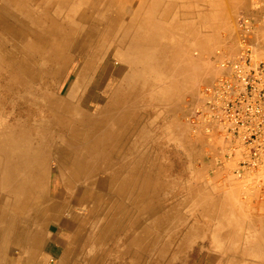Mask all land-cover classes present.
I'll return each mask as SVG.
<instances>
[{
	"label": "rangeland",
	"instance_id": "1",
	"mask_svg": "<svg viewBox=\"0 0 264 264\" xmlns=\"http://www.w3.org/2000/svg\"><path fill=\"white\" fill-rule=\"evenodd\" d=\"M5 1L7 0L0 1V14L4 13L7 24L15 23V31L18 32H25L20 28L24 18L21 11L30 9L26 38L18 33L15 35V31L0 37V50L4 54L16 56L20 63L27 64L26 75L29 77L26 86L20 82L13 85L9 84L6 72L0 71V127L8 128L18 120H27L29 128L42 123L46 125H40L45 129L46 144L49 143L48 140L53 141L58 145L57 152L74 154L76 150H69L72 148L66 146H81L83 143L70 142L67 123L78 124L79 118L90 123L92 120L100 121L103 116V119H107L108 128L115 130L113 133L118 140L109 153L110 157L107 156L108 161L107 158H99L96 167H89V172L81 175H74L73 171L62 166L66 160L72 161L73 155L59 158L61 170L55 167L56 159L54 161L51 158L52 154L48 156L43 184L45 191L52 196L49 208L44 203L43 209L49 210L41 214L43 223L51 212L57 213L55 215L65 221L64 226L60 228L57 224L61 221L50 216L52 221L49 222V230L67 237L68 241L69 236H75L69 245V255L60 264H212L211 240L213 235L220 233L222 224L212 220L216 205V211L219 210V200H213L214 192L223 187L226 198H232L233 193H236L242 200L246 198L244 185L251 181V177L237 178L232 173L235 159L227 156L229 149L218 132L207 134L204 126L192 124L189 116L199 102L202 87L219 74L216 65L219 58L234 55L235 16L240 11L248 10L252 0H180L184 1L185 6L182 5L178 13L170 10L173 2L179 0H161L158 9L167 7L168 11L159 15L167 18V24L170 21L175 23L172 25V35L168 38L172 44L168 46V55H158L156 60L150 57L144 64L152 69L150 71L148 68L142 75L134 78L136 87L131 90L123 87L121 82L118 91H115L116 86L124 75H116L117 62L107 50L111 40L99 39L91 47L85 45L71 48L66 54V61H55L52 67V55L43 51L45 49H37L39 32L36 21L43 17L41 8L37 7L38 0H20V5L14 0H9V4ZM86 1H91L89 5H92V0ZM136 2L137 0L132 5ZM82 7L87 9L88 5ZM47 9L52 10L50 7ZM58 9L55 14L51 12L49 15L59 19L67 27L69 7L60 6ZM131 14H127V20ZM85 16V21L90 19L91 22L94 15L87 12ZM195 26H198V30ZM5 30L4 27L0 28V33ZM96 40L97 38L94 42ZM163 59L167 60L169 70L167 66L162 69L160 62ZM88 61L90 63L84 66ZM20 70L19 74L22 72L24 75V70ZM131 78L132 76H128L122 80L131 83ZM54 92L61 96V118L56 127H51L48 126L51 114L47 109L46 99L42 96ZM105 108L107 113L102 111ZM94 134H99V129ZM31 135H36L35 130ZM80 152L83 154L82 150ZM120 168L123 173L136 171L138 182L133 189L119 192L117 184L110 181L115 174L120 173ZM153 209H157V212ZM9 239L5 260L8 262L5 264H15L7 258V254L14 257L18 249L13 243L10 245ZM67 242L63 240L57 244L45 238L42 253H51L58 259ZM47 264H53V261Z\"/></svg>",
	"mask_w": 264,
	"mask_h": 264
},
{
	"label": "bare ground",
	"instance_id": "2",
	"mask_svg": "<svg viewBox=\"0 0 264 264\" xmlns=\"http://www.w3.org/2000/svg\"><path fill=\"white\" fill-rule=\"evenodd\" d=\"M14 1L18 5L21 4L20 0H14ZM134 1L135 0H92V5H89L91 1H86V0L81 1V2L80 1H74V0H38L37 7L41 8V10H42L41 12H42L43 17L37 19V21H36V24L38 25V32H39L37 35V46H38L37 49H39V50L45 49L43 51H47L48 54L52 55L51 66L53 67L55 61H58V62L59 61H66V54L71 50V48L74 49L75 47H85V45L91 47L92 44L96 43L99 39L111 40L108 43L109 46H108L107 50H109V52L111 53V58L114 59L115 62H117L118 68L116 71V75L118 77H120L121 74H123L124 75L122 77L123 79H125L128 76H132V78H131L132 82L131 83H125L124 80H122V78H121V80L118 83V86H116L115 91H118L120 89L121 82L124 84L123 87L125 86V87H127L129 89L131 88V90H133L136 87V82H135L134 78L136 76L142 75L144 70H147L149 68L148 70L151 71V69H152V68L150 69V66H148L147 64L145 65L144 63H147V60L150 59V57H152L153 60H156L158 58L157 57L158 55H161V56L162 55H164V56L168 55V52H169L168 46L172 45L170 43V41H168L169 40L168 38H170V36L172 35L171 31L174 30V26H172V25L175 24V23H172V21H170V23L167 24V18L165 19L164 17L159 15L160 14L159 12H157V10H160V9H158V7L161 4V0L160 1H158V0H139V3L137 5L135 11L130 15V18L127 20L126 19V16L128 14L127 11L130 8V6L134 3ZM5 2L9 4V0H7ZM162 4H163V2H162ZM83 5H88V8L82 9ZM60 6H68L69 7L70 16L67 18L68 19L67 20V22H68L67 27H64L62 25V23L59 21V19H57L56 17H51L49 15V13H51V12L53 14H55L59 10L58 8ZM47 7L52 8V10H48ZM55 8H57V9H55ZM153 8L156 9L157 13H155V11H153ZM162 8L164 9L165 7H162ZM1 9L2 8L0 7V10ZM60 9H62V8H60ZM1 12L2 11H0V13ZM21 12H22V15L24 16V18L20 23V28H21V30L24 29L25 32L15 31L16 30L15 29L16 24L15 23H12L11 25L7 24V22H5L4 13H2V14H0V28L4 27L6 30L3 33H0V37L4 36L5 34L7 35L8 32L12 33L13 31H15V35H17V33H18V35L21 37L22 36H24L25 38L27 37V35H28L27 34L28 33L27 22L29 21L30 9L25 8ZM87 12L92 13V15H94V16H92V18L90 17L91 22H90V19L88 20V22L85 21V18H86L85 15ZM162 12H165V9ZM163 24L164 25L166 24V26H164ZM196 25H198V24H196ZM96 29H98L100 31H97ZM197 30H198V28H197ZM96 38H97V40L94 42V40ZM106 44H107V42H106ZM183 45H184V43L182 44V46ZM172 50H174V48ZM78 51H81V49H78ZM176 60L177 59H175V61ZM90 61L86 62L83 65L87 66V64L90 63ZM137 61H139L140 64ZM149 61L151 62V60H149ZM142 62H143V64H141ZM165 62L167 63V60H164V59L160 62V63H162V69L163 70L166 69V66H167V70H169L168 63L165 65ZM153 68H154V65H153ZM20 69L24 70V75L22 72H21V74H19V72L21 71ZM27 69H28V65L20 63V61L18 60V58L16 56H11V55H9V53L4 54V52H2L0 50V71H1V73L3 71L6 72V75L8 76V79L10 82L9 84L16 85L20 82L23 86H26L27 85L26 82H27V79L29 77L28 75H26ZM124 72H125V74H124ZM170 72H168V73L170 74ZM162 73H164V72L162 71ZM119 74H120V76H119ZM165 80H167V78ZM9 84H8V86H9ZM120 93H122V92H120ZM125 93L127 94V91ZM169 94H171V93H169ZM42 98L44 100L46 99L47 109H48L49 113L51 114V123L48 126L51 125V127L52 126L56 127V125H58L57 123L59 122V120L61 118V116L59 115L60 102H62L61 96L59 97L58 92H54V93L45 94V96H42ZM140 98L141 97L139 96V99ZM26 101H28L27 97H26ZM106 108L102 110L104 113H105V111L107 113ZM116 108H118V107L116 106ZM135 111L136 110H134V112ZM125 112H126V110H125ZM126 114H127V112H126ZM119 117L120 116H118V119H119ZM123 117H125V116H123ZM115 118L117 120V116ZM79 119H78V124L73 123V122L72 123L68 122L66 125V127L68 128V131H69L67 135L71 139L70 142H79V143L81 142V143H83V145H81V146H66L68 148L69 147L72 148L69 150L75 149L76 152L74 154H72L70 152H67V154H66V152H62V153L57 152L58 151L57 150L58 145H57V143L56 144L53 143V141L50 142L48 140L47 142H49V143L46 144V142L44 140L45 129L40 126V125H43L45 127L46 125H44L42 123L39 125H33V127L30 125L32 128H29V123L27 120L26 121H19L18 120L16 122H13V124L8 128H6L5 126L0 127V264H5L8 262V261L6 262L5 260H6V253H7V243H8L9 238H10L9 239L10 245H11V243H13L14 247H16L18 249V252H16V256H14L15 258L12 257V255H10V254H7V258L15 264H47V262H51V261H53V264H60L61 260H63V258L69 253V245L72 243V240L74 239L75 236H73V235L69 236L70 238L68 237L69 238V241H68L67 237L64 238V236H61V235L59 236L57 234V232H52L49 230V222L52 221L49 219L50 216L53 219L56 218L54 220L61 221V223H59V224H57L58 222L56 223L60 228H63L65 221H63L62 219H59L55 215L57 213L54 214L53 212H51V214L48 215V218L47 217L45 218V220H46L45 223H43V218L41 216V214H43V212H47L49 210L48 204H49L50 198L52 196L51 193H48L45 191V188H44L45 185L43 184L44 168H45V163L48 159V156L50 157L51 156L50 154H52L51 158H53L54 161L56 159V163L54 164L55 167L58 168L59 170H61V164L59 162V158H62V157L68 158V157H70V154L73 155V157H72L73 160L68 161L65 159L66 163L64 164L62 162L64 164L62 166H63V168L67 167L66 169L73 171L74 175H81V174L89 172L88 168L89 167L93 168L95 166V164L98 163L97 161L99 160V158H104V159L107 158V161H108V157H110V155H109L110 151L115 147V145H117L115 143L118 142V140L115 138V134L113 133V131H115V130L111 131L108 128V125H106V123H107L106 117H104V119H103V116H102L100 121H98V120L93 121L92 120V122H90V123H85V121L83 119L82 120H79ZM118 122H120V121H118ZM127 122H129V121H127ZM119 125H120V123H119ZM143 126L144 125H142V127ZM55 129H54V131H55ZM97 129H99V134H94V131H96ZM120 129H121V127H120ZM34 130L36 133L35 136L31 135ZM141 133H142V131H141ZM134 137H136V135ZM67 139H65V140H67ZM134 140H136V139H134ZM217 140H219V139H217ZM132 141H133V139H132ZM133 145H134V143H133ZM56 146H57V148H56ZM81 150L83 151V154H81V152H80ZM132 156H134V155H132ZM127 157L128 156H126V158ZM109 161H111V160H109ZM58 165H59V167H58ZM133 172H130V171L127 172L126 171L125 173H123L122 168H120V173L115 174L110 181H113L117 184V190L119 192H125L126 190L133 189L135 186L134 184L136 182H138L136 171L134 173ZM219 185H221V183ZM85 191H83V192H85ZM83 192L81 193V195H83ZM245 194H247L246 198H249L247 190L245 191ZM252 194H251V198H252ZM46 199H48V200H46ZM188 199H189V197H188ZM209 199H211V198H209ZM180 202H182V200ZM44 203L47 204V207H48L47 209H43ZM51 203H53V202H51ZM219 203H220V201H219ZM203 204L204 203H202V205ZM177 205H179V204H177ZM205 205H207V204H205ZM181 206H182V204H181ZM211 206H213V205H211ZM203 207H204V205H203ZM220 207H221V205H220ZM193 208H194V205H193ZM251 208H253V207H251ZM66 209H67V207H66ZM168 209H169V207H168ZM153 210H155V209H153ZM201 210H203V209H201ZM214 210H216V209H214ZM164 211H165V208H164ZM164 211H162V212H164ZM192 212L193 211H191V213ZM230 213H232V212L230 211ZM21 214L23 216H21ZM17 215H20V216L17 217ZM160 215H161V213H160ZM164 215H166V213ZM176 215L177 214H175V216ZM151 216H153V213ZM167 216H168V214H167ZM167 216H165V217H167ZM163 219L165 220V218H163ZM169 219H171V218L169 217ZM194 219H196V218H194ZM138 220H140V219L138 218ZM155 222L156 221H154V223ZM162 222H163V220H162ZM145 223H147V222L145 221ZM223 223H224V221H223ZM149 224H151V223H149ZM167 224H165V225H167ZM158 225H160V224H158ZM177 225L178 224H176V226ZM130 227H132V226H130ZM224 227H222V228H224ZM233 227H234V224H233ZM134 228H136V227H134ZM154 228H156V226ZM171 229H173V228L171 227ZM132 232H133V230H132ZM232 232H233V230H232ZM229 237H230V235H229ZM45 238H48L50 242H54L57 244L62 243L63 240H66V242L68 241L67 242L68 244L66 243V245L63 247L61 255L58 259H56L51 253H46L45 255L42 253V251H43L42 250V243L45 240ZM133 239H135V237ZM149 239L151 240V238H148V240ZM211 241H213V240H211ZM228 244H229V242H228ZM138 245H137V247H138ZM232 250L233 249H231V251Z\"/></svg>",
	"mask_w": 264,
	"mask_h": 264
},
{
	"label": "built area",
	"instance_id": "3",
	"mask_svg": "<svg viewBox=\"0 0 264 264\" xmlns=\"http://www.w3.org/2000/svg\"><path fill=\"white\" fill-rule=\"evenodd\" d=\"M235 35L234 55L219 58V74L202 87L189 118L218 132L235 159L232 173L252 179L244 185L249 196L264 192V0L237 13Z\"/></svg>",
	"mask_w": 264,
	"mask_h": 264
},
{
	"label": "crops",
	"instance_id": "4",
	"mask_svg": "<svg viewBox=\"0 0 264 264\" xmlns=\"http://www.w3.org/2000/svg\"><path fill=\"white\" fill-rule=\"evenodd\" d=\"M138 3L139 0L134 6L131 5L132 10L129 8L127 12L133 13ZM183 3L184 1L180 0L174 1L170 11L172 13L180 12ZM161 9L157 12L161 13ZM165 10H167V7H165ZM153 11L157 13L154 8ZM254 192L252 198L242 200L238 198L236 193H233L232 198H226L223 189L214 192L213 200L217 198L220 201L218 203L220 209L218 212L215 210L212 220L219 221L221 219L219 222L222 224L220 225V233L214 235L215 237L212 236L213 241L210 249L212 264H264V192ZM207 219L210 218L207 217ZM231 249L233 250L231 251Z\"/></svg>",
	"mask_w": 264,
	"mask_h": 264
}]
</instances>
